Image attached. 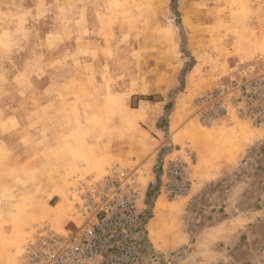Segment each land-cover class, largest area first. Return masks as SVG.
Segmentation results:
<instances>
[{
    "label": "rangeland",
    "instance_id": "374dc122",
    "mask_svg": "<svg viewBox=\"0 0 264 264\" xmlns=\"http://www.w3.org/2000/svg\"><path fill=\"white\" fill-rule=\"evenodd\" d=\"M112 168L138 171L143 224L100 264H264V0H0V250L27 264ZM160 218L182 244L156 248Z\"/></svg>",
    "mask_w": 264,
    "mask_h": 264
},
{
    "label": "built area",
    "instance_id": "2783aa9c",
    "mask_svg": "<svg viewBox=\"0 0 264 264\" xmlns=\"http://www.w3.org/2000/svg\"><path fill=\"white\" fill-rule=\"evenodd\" d=\"M163 174L169 194L185 190V171L177 162L166 166ZM78 186L79 224L64 235L49 234L27 264H100L108 255L115 263L137 251L138 229L143 224L138 171L112 168L102 180Z\"/></svg>",
    "mask_w": 264,
    "mask_h": 264
},
{
    "label": "crops",
    "instance_id": "0c3cea01",
    "mask_svg": "<svg viewBox=\"0 0 264 264\" xmlns=\"http://www.w3.org/2000/svg\"><path fill=\"white\" fill-rule=\"evenodd\" d=\"M236 139L237 138L234 137V139L232 140V145H230L229 147L228 154H222V156L220 157V161L215 162V164L211 166L212 168H210L208 173L212 174V176H210V178H208L207 181L212 182V181L225 179V177L228 176V173H230L238 165L239 161L242 159L243 155L249 148V144L247 140L245 141V138L244 139L242 138L241 140L238 139L236 140ZM235 147L237 150H235ZM207 181L205 183H208ZM198 182H200V180ZM148 183H151V179L149 180ZM241 183L242 182H239L234 188H232L230 192V197L240 189ZM157 212L158 215L160 216L163 211L162 209L159 208ZM160 220L156 221L158 223L154 224V227H152V239L156 244V248L166 249L182 244L184 241V236L180 228L178 227V230L180 231V235L183 240L181 241L180 239L177 244L171 245V241L167 239L171 224H168L165 227L164 222L166 221V219L160 218ZM148 241L154 248V243L149 238V236H148ZM13 261L14 259L11 256H7L5 253H3L0 250V264H13Z\"/></svg>",
    "mask_w": 264,
    "mask_h": 264
},
{
    "label": "bare ground",
    "instance_id": "6f19581e",
    "mask_svg": "<svg viewBox=\"0 0 264 264\" xmlns=\"http://www.w3.org/2000/svg\"><path fill=\"white\" fill-rule=\"evenodd\" d=\"M174 221L175 220L172 218V222H174ZM169 230L170 231H169L167 239L171 241V245L177 244L179 242V240L181 239L180 231L178 230V225H176V223H171Z\"/></svg>",
    "mask_w": 264,
    "mask_h": 264
},
{
    "label": "trees",
    "instance_id": "16d2710c",
    "mask_svg": "<svg viewBox=\"0 0 264 264\" xmlns=\"http://www.w3.org/2000/svg\"><path fill=\"white\" fill-rule=\"evenodd\" d=\"M174 11H175V9H174ZM185 72V70H183V72H182V74ZM182 77V76H181ZM183 77L181 78V80H180V82H182L183 80ZM180 92V90H177L176 91V93H179ZM167 108H169V107H167ZM166 116H167V114L165 115V117L164 118H166ZM164 131H165V129H163ZM167 154V153H166ZM155 191H157V186H155V188L154 189H151V190H149L148 191V197L149 198H152L153 197V194H154V192Z\"/></svg>",
    "mask_w": 264,
    "mask_h": 264
}]
</instances>
